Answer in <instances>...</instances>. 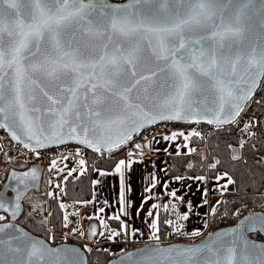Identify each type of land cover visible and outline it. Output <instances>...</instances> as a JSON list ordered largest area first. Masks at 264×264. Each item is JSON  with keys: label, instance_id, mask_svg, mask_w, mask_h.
Returning <instances> with one entry per match:
<instances>
[{"label": "snow or ice", "instance_id": "6c2138e0", "mask_svg": "<svg viewBox=\"0 0 264 264\" xmlns=\"http://www.w3.org/2000/svg\"><path fill=\"white\" fill-rule=\"evenodd\" d=\"M22 2L29 6L26 15L30 23L21 20L16 27L7 29L10 39L6 53L4 19L13 12L19 15ZM236 2L239 4L237 24L243 16L250 26L252 23L258 26L259 37L249 51L218 56L215 48L205 49L208 37L201 29L202 20L208 18L207 10L220 0H128L123 5L111 4L109 0H0V128L7 129L11 138L23 143L24 148L31 147L30 143H24L25 139L33 142L32 151L74 140L94 152L112 153L132 140L133 133L139 134L140 129L159 121L197 124L204 121L217 127L235 123L264 80V0ZM233 31L240 33L242 29L237 27ZM139 34H149L156 40L155 44L149 40L146 56L138 55L139 44L130 50L123 47L122 37ZM69 36L68 41L62 39ZM93 39L99 43L94 44ZM49 41L52 51L62 55L53 57L43 49L45 59L34 61L32 58L42 54V45ZM98 49H102V54H98ZM161 96L163 103H157ZM116 124L121 126L118 134L105 135V130ZM177 136L188 140L200 133L173 132L164 139L174 140ZM135 148L140 149L141 145L136 144ZM132 155L128 152V161L119 160L115 166L121 177V213L125 212L123 169L131 167ZM232 159L239 157L233 155ZM84 163L83 159L79 161L82 172ZM216 163L209 167L215 168ZM55 164L52 161L53 167ZM12 176L15 178V173ZM31 177L37 179L36 169L31 170ZM233 183L229 177L227 184ZM155 184L153 174L152 187ZM12 191L16 194L14 207L9 209V198L0 190V209L11 211L14 219L20 208L21 193L17 188ZM157 207L152 205L153 209ZM216 211L213 207L212 213ZM148 215H152L151 210ZM5 219L0 215V221ZM111 219L120 220V216ZM179 219L186 220L187 215ZM64 220L67 227V215ZM166 223L173 225L172 221ZM150 227L154 229L151 238L159 240L157 221L153 220ZM249 232L264 235V214H250L241 220L230 232L232 247L227 251L234 253L239 247L241 264H264V245L250 241ZM0 234V264H60L59 260H45L46 254L60 250L31 240L14 225L0 224ZM95 234L93 229L91 235ZM118 235L113 230L109 239ZM214 244L215 241L186 249L157 248L163 256L159 264H221L219 259L203 258L205 251L215 254L222 251L213 248ZM63 252L65 256L70 253L74 256L65 264H83L78 250ZM128 256L129 264H144L142 259ZM228 264H232L231 257Z\"/></svg>", "mask_w": 264, "mask_h": 264}, {"label": "trees", "instance_id": "16d2710c", "mask_svg": "<svg viewBox=\"0 0 264 264\" xmlns=\"http://www.w3.org/2000/svg\"><path fill=\"white\" fill-rule=\"evenodd\" d=\"M245 106L244 113L247 115L255 114L256 121L259 120V122H257L255 125V131L253 133H248L242 123H239L234 127L215 131L210 135L208 134L210 125L206 122H200L199 124L164 123L173 128L198 127L203 132L202 134L206 135L205 138L200 136H190L189 148L198 149L197 152L190 157H178L174 159L167 158L166 162H168V164H172V161H176L181 165V168L179 169H174V171L173 169L170 170V174L175 172L174 175L177 176L180 174L182 168H186L187 165H189V168L187 167L186 169L188 175H204V173H206V164L204 160L211 164L219 161V163H216L215 168H209L207 170L208 176L210 178L214 177L215 175L225 176L224 173H227V176L225 177L227 179L229 177L233 179L234 183L229 185L231 186V189L225 192L223 195L228 199V203L224 205L223 200L220 199L221 203L217 207L216 213L222 211H231L236 205L244 202L250 204L253 207L254 212H264V162L261 158L264 156V80L261 81L260 87L254 94L251 101H249V103ZM154 128L155 127L133 137L132 140L123 145L120 149H117L112 153H107L109 156L108 158L101 156V158L95 162L93 159L97 153L84 149L87 157L83 172L74 171L70 176L66 171L58 173V177L67 174L65 175V178H63V190L59 192L60 198L69 202L90 201L93 193L91 179L93 171L95 169L108 171L114 168L119 160L128 157V145L138 137L147 136ZM239 130H242V134L240 136L236 134V132ZM0 139V155L1 152L2 154L5 152L3 155L6 156V160H4L5 164L2 165L4 167L0 170L1 186L2 181L5 179L7 168H16L21 170L25 167H28V165L25 163L24 165L16 166L20 160L11 155V151L7 145L8 136L1 128ZM241 142H243V147H241ZM202 146L205 147V150L202 148ZM232 147H239L241 150V156L237 160L231 159L230 152ZM48 167V170L52 175L53 173L55 174V172H57V169L52 165ZM170 168H174V166H170ZM44 192L42 180L39 191L29 192L23 198V211L17 220L14 221L27 229L31 234L44 238L51 245H56L62 242L56 233L60 231L64 225V211L62 208L57 206L59 202L56 195L51 197L47 196ZM47 198L49 204V213H51V215L47 213L44 207ZM171 201H174V204ZM158 202V229L163 226V223L168 216H173L174 218L176 217L177 222H179V213L184 210V199L181 198L174 200V198L165 197L160 198ZM165 205L168 206L167 209H165ZM42 221L43 223H41ZM111 228H114V231H118V222H116V220H111L110 218L105 219L102 233L104 235H111ZM177 235L180 237L178 233ZM162 236L163 234L159 229V237ZM250 236L256 240L263 239L261 234L257 233H250ZM200 238L201 237H197L190 240L186 239L181 241L195 242ZM63 242L77 244L83 247L80 242L69 238L65 239ZM137 246L139 245H134L133 247ZM120 253L110 255L105 250L96 249L92 251L89 258L90 261L95 264H105L109 259L112 258V256H116Z\"/></svg>", "mask_w": 264, "mask_h": 264}, {"label": "crops", "instance_id": "0c3cea01", "mask_svg": "<svg viewBox=\"0 0 264 264\" xmlns=\"http://www.w3.org/2000/svg\"><path fill=\"white\" fill-rule=\"evenodd\" d=\"M173 132H183L187 135L190 133L187 130L182 131L174 128L168 132L138 137L129 144L127 151L132 152L133 155L131 167L123 169L125 187L124 213L120 212L121 177L119 173L115 172L116 165L108 171L99 169L93 171L91 178L93 193L90 201L83 203L72 202L78 206L80 222L86 224V219L95 220L100 233H102L104 228L105 219H111V217L116 215L120 216V220H116L119 227L116 232L123 237L120 239L118 235L109 239L111 235H100L98 233L97 236H102L103 238L97 239L96 242L99 244L97 249L105 250L111 255L129 249L132 244L134 246L156 243L157 240L151 238L154 229L150 225L153 220H156L158 227V201L160 198L165 197L174 198V200L182 198L185 201L184 210L179 215H187V219H179L176 227L179 228L177 233L180 235L181 240H190L203 234L206 219L213 214V206L217 203L214 200L220 201L221 196L230 190L231 186L227 184L228 179L223 175H215L212 177L214 180H210L208 185L207 179L210 178L207 174L208 171L204 175L191 176L186 171L189 165L186 168H182L177 176L174 175L175 172L170 174V170L179 169L181 165L176 161L168 164L166 162L167 158L190 157L197 152L196 149L195 151H190L189 139L185 140L183 136H177L174 140L164 139V136H170ZM136 144H140L141 148L136 149ZM144 145H148V147H144ZM140 153H143V155ZM121 160L127 162L128 157ZM170 166H174V168H170ZM102 173L105 174L102 175ZM153 174L156 177L155 187H152ZM218 176L221 179H217ZM200 177H203V179H200ZM225 185H227V188L224 187ZM191 187L196 188V191H193ZM205 187L210 192L208 203L203 200ZM146 188L149 191H145ZM173 192L175 196L171 195ZM171 202L174 204V201ZM153 204L158 205V207L153 209ZM84 205H87L90 209L82 216L79 211ZM218 206L219 204H216L215 208L217 209ZM149 210L152 211L151 216L148 215ZM121 221H123V228H121ZM180 225H183V227H179ZM63 228L71 229V226L65 227L64 223ZM113 229L111 228L110 230L113 231ZM193 232H199V235H192ZM157 235L159 236V231Z\"/></svg>", "mask_w": 264, "mask_h": 264}, {"label": "water", "instance_id": "95a60500", "mask_svg": "<svg viewBox=\"0 0 264 264\" xmlns=\"http://www.w3.org/2000/svg\"><path fill=\"white\" fill-rule=\"evenodd\" d=\"M109 3L115 4V5H123L125 3H128V0H123V1L109 0ZM28 7H29L28 5L22 2L19 5V15L13 12L11 17L5 16L3 26L6 28V31L4 33L6 53L8 51V41L10 39V37H8V34H7V29L16 27L21 20H23L25 24L30 23V17L26 15V12L28 11ZM32 8L34 10V6H32ZM238 12H239V4L236 2V0H233L232 3H228L227 0H220V3L218 5H215L210 10H207L206 15L208 18L202 20V29H201L203 35L208 37V39L204 42L205 49L215 48L218 56L219 55H223V56L234 55L238 50H241V51L250 50V46L259 37V29H258V26L254 23H252L250 26V22L247 20H244L243 16H241V23L238 25L237 24ZM237 27H240L242 29L240 33H235L233 31ZM62 39L65 41H68L70 40V36L63 37ZM79 39L81 38L79 37V34L77 33V40ZM84 39H89V38H84ZM121 39L124 41L123 47L125 50H130L133 47H135L137 44H139L141 51L138 52V55L140 56H146L148 54L149 40H151L153 44L156 43L155 37H152L149 34H139V35H134V36H130L127 38L122 37ZM93 43L95 44L99 42L93 39ZM72 44H73V47H76L75 41H72ZM43 49H46L47 53H50L53 57H59L62 55V53H55L52 51V43L51 41H49L47 42V44L42 45V54L38 55L37 57L32 58L34 61H42L45 59V53H43ZM98 54H102V49H98ZM153 67H155V65H153ZM259 87L260 85H258V88ZM157 103H163V96L157 98ZM201 122H204V121H201ZM164 123H188V122L159 121L155 124L147 125L145 128L140 129L139 134L133 133V137L138 136L141 133L146 132L147 130L155 126L164 124ZM230 124H225L223 126H228ZM209 125L216 126L214 124H209ZM1 129H3L8 136L7 143L14 142V143H17L23 146V143H21L18 140H13L11 138V134L7 129L5 128H1ZM120 129H121V126L119 124L113 125L111 130H105V135H112L113 137H115L120 131ZM24 143L31 144V147L27 149L31 150L32 148H35V144L33 142H30L25 139ZM70 144L78 145L86 150H89L90 152H94L92 149L87 148L86 146L81 145L74 140H68L64 144H49L47 147H44V148H36V151H43L45 149H51V148L54 149L55 147H61V146L70 145ZM101 152H106V151H101ZM94 153H97V152H94ZM230 154H231V159L233 155H236L240 158L241 150L239 147H232ZM32 169L37 170V179L35 180H33L31 177ZM13 173H15V178H13L12 176ZM26 173L28 174L27 176H25ZM43 177H44V172H43V167H41V164H30L28 165V167H25L24 169H21V170L15 169V168H8L5 179L2 181V184L0 186V190H3L6 196L9 198L8 207L9 209H12L16 203V200H15L16 194L12 191V189L17 188L18 191L21 193V199L19 200L20 208L18 209L17 215L14 219L11 216V211L5 212L3 209H0V213L5 214L7 218L6 220H4V222L1 221L0 224L9 223L11 225H14L16 228L20 229L23 233H26L27 237L30 238L31 240L40 241L47 248L60 250L58 252H52V253L46 254L45 260H51V261L59 260L60 264H65V261L73 259L74 256L71 253L65 256L63 250L76 249L78 250L79 256L82 259L83 264H87L88 263L87 253L80 245L72 244V243L70 244L67 242H61L56 245H51L44 238L31 234L27 229H25L24 227H22L21 225H19L18 223L14 221V220H17V218L21 215L23 211V208H22L23 198L29 192H37L40 190ZM20 180H24L25 184H20L19 183ZM25 185H27V187H25ZM250 214L261 215V214H264V212L262 211L248 212L242 215L241 217H239L233 224L218 227L214 229L213 231L207 233L206 235H204L203 237H201L195 242L175 241V242H169V243L156 242V243L141 244L137 247L129 248L116 256H112V258L109 259L105 264H129L128 254H132L131 259L133 260L142 259L144 264H159V261L163 259V256L160 255V253L156 251L157 248L159 249H169V248L186 249V248H191V247L202 246L204 244H209L212 241H215V244L212 245L213 248H221L222 251L219 254L209 253L205 251V253L203 254L204 259H211L212 261L219 259L221 261V264H228V260L231 257L232 264H241L242 257H241V252H240L239 247L236 248L234 253H229L227 251L228 248L232 247L231 245L232 235L230 234V232L232 229L236 228L240 224L241 220H243L246 216H249ZM93 229L95 230V233H96L95 235H91V232ZM98 230L99 229H98L97 223L91 222L90 224L87 225L84 232L86 234V237L89 240H92L98 235L99 233ZM5 231L12 232L13 235H19V233L13 232L12 229H6ZM250 233L251 232L247 233L248 239L250 241L257 243V244L264 245V235H261L263 238L262 240H256L254 238H251ZM5 239H8V237H5Z\"/></svg>", "mask_w": 264, "mask_h": 264}, {"label": "built area", "instance_id": "2783aa9c", "mask_svg": "<svg viewBox=\"0 0 264 264\" xmlns=\"http://www.w3.org/2000/svg\"><path fill=\"white\" fill-rule=\"evenodd\" d=\"M256 115L252 114V115H247L244 113V111L242 112V114L238 117V119H236L235 123H231L228 126H213L211 125L209 127V135L212 134L215 131L218 130H222V129H226L229 127H234L239 123H242L243 126L245 127V125H247V128H249L248 133H253L255 131V125L257 122H259V120L256 121ZM169 126V125H167ZM194 131L199 132L200 133V137H206V135L202 134L203 132L197 128V127H192ZM242 130H239L236 132L237 135H241ZM158 132H150L147 136L149 135H153V134H157ZM160 133V132H159ZM158 133V134H159ZM9 150L11 151V155L16 157L18 160H20L23 163H27L28 164H41V167H43V172H44V176L46 177L48 175H46V166H48L47 164L51 163L53 160L58 159L60 157H78L80 160L83 159L84 161L86 160V153L84 152V148L78 146V145H74V144H70V145H65V146H61V147H55L54 149H45L43 151H32L30 149L24 148L22 145L14 143V142H10L7 143ZM202 148L205 150V147L202 146ZM198 150V149H196ZM102 153V154H100ZM108 152H98L97 155L95 156V158L93 159V161H97L102 157L104 158H108ZM205 164H206V171L210 168L209 166L211 165L208 161L204 160ZM221 199L223 200V204L226 205L228 203V199L225 198V196H221ZM237 209H239L240 211L237 212ZM88 210V206L84 205V207L81 208L80 215L83 216V214H85V212ZM253 207L248 204L247 202L241 203L236 205L231 211H222V212H218L215 214H212L210 216L207 217L206 219V223L204 225V231L203 234L201 235L202 237L204 235H206L207 233L213 231L214 229L221 227V226H225V225H229L232 224L233 221L235 222L239 217L238 216H242L248 212H252ZM233 213H236L235 215H233ZM166 221H172L173 225H169L168 223H166ZM178 226V222L176 220V217L174 218L173 216H168L165 220V222L163 223V226H161L160 231L162 232L163 236L159 237V240H157L156 242L159 243H169V242H175V241H179L181 240V238L177 235V230L176 227ZM56 233V232H54ZM61 241L63 242L65 239L69 238L75 241H78L81 243V245H83V248L85 249L87 255H88V263L87 264H95L93 262L90 261V255L92 253V251L96 250L99 247V244H97L96 241L94 240H89L85 233L83 232V235H81V233L79 232H72L70 229L68 228H63L61 231H58L56 233ZM200 236V237H201ZM123 236L119 235V238L121 239ZM131 247L133 246L130 245ZM90 249V251H89Z\"/></svg>", "mask_w": 264, "mask_h": 264}, {"label": "rangeland", "instance_id": "374dc122", "mask_svg": "<svg viewBox=\"0 0 264 264\" xmlns=\"http://www.w3.org/2000/svg\"><path fill=\"white\" fill-rule=\"evenodd\" d=\"M168 124H162V125H159L156 129H153V131L155 132H160V133H164V132H168V131H171L172 129H174L173 127L171 126H167ZM176 129H179V130H187L189 132H192L194 131L193 128H183V127H180V128H176ZM247 132H250L249 131V128L246 129ZM187 135V134H185ZM184 137V136H183ZM3 154H5V152H3ZM2 152H1V155H0V166L5 164L4 163V160H6V156L3 155ZM263 162H264V156L261 157ZM53 161H56V164H55V168L57 169V172H55V174L53 173V175L49 172V167L48 166H51L52 165V162L47 164L48 166H46V175L48 173V175L45 177H43V189H44V193L49 196V193H51V197L55 196L57 197V200L59 202V204L57 206L60 207V205H65L63 209L64 211V217L65 215H67L68 217V220H67V226H71V231L72 232H79V233H83L84 230L86 229L87 225L90 224L91 222H95V220L93 219H86L85 221L87 222L86 224L85 223H81L80 222V217L78 215V206L73 204L72 202H69V201H66L65 199H61L60 198V193L62 190H63V178H65V175L61 176V177H58V173H61L63 171H66L67 173H69L70 171L71 172H74L72 171L73 169H75V171H78V172H82L81 171V165L79 164V161L80 159L78 157H67V159H65V156L64 157H60L58 159H55ZM25 163L19 161L18 164L16 166H20V165H24ZM85 164V163H84ZM211 164V163H210ZM9 166V165H8ZM53 166V165H52ZM83 169H85V166L83 165ZM210 180H214L213 178H209L207 179V184L209 185L210 183ZM202 187V186H201ZM192 188V187H191ZM193 191H196V188H192ZM209 190L205 187V190H204V193H203V200L205 203H208L209 200H208V197H209ZM218 200H214V202L216 203ZM83 203V202H82ZM217 204V203H216ZM216 204L213 206L215 207ZM48 198L46 200V204L44 205L47 213H49V207H48ZM61 208V207H60ZM88 209H90L88 207ZM0 215H3L5 216V214L3 213H0ZM86 216V215H85ZM64 219V218H63ZM64 223H65V220H64ZM112 235V234H111ZM115 237V236H113ZM101 239L103 238L102 236H97L96 238H94V241H97V239ZM98 243V242H97Z\"/></svg>", "mask_w": 264, "mask_h": 264}, {"label": "flooded vegetation", "instance_id": "af4514ba", "mask_svg": "<svg viewBox=\"0 0 264 264\" xmlns=\"http://www.w3.org/2000/svg\"><path fill=\"white\" fill-rule=\"evenodd\" d=\"M3 167H4V166L1 165V168H0V169H3ZM15 169H16V168H15ZM7 170H8V168H7Z\"/></svg>", "mask_w": 264, "mask_h": 264}]
</instances>
